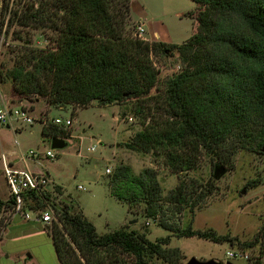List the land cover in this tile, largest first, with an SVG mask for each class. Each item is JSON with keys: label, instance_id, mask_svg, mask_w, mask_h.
Segmentation results:
<instances>
[{"label": "trees", "instance_id": "1", "mask_svg": "<svg viewBox=\"0 0 264 264\" xmlns=\"http://www.w3.org/2000/svg\"><path fill=\"white\" fill-rule=\"evenodd\" d=\"M131 1L43 0L36 9L32 4L33 10L24 11L18 23L45 27L60 15L53 26L59 30V42L51 51H24L16 67L2 72V80L12 81L20 97L37 95L50 106L134 102L135 113H147L151 122L127 147L162 154L180 182L165 195L156 170L135 174L121 165L110 180L112 196L129 206L144 204V214L160 219L159 224L178 238L256 247L261 242L258 236L240 242L231 234L193 228L197 210L217 186L213 180L190 178L189 173L203 152L215 154L223 167L239 150L264 155V0H194L198 7L189 13L195 20L193 34L182 44L127 35ZM57 6L63 16L53 12ZM175 51L182 59V70L167 80L162 93L151 95L159 76L153 56ZM156 104L158 108L152 107ZM159 111L160 120L154 116ZM68 134L54 123L42 129L44 140L68 139ZM259 184L256 181L252 187ZM71 201L58 203L50 192L26 196V209L54 206L60 222L47 229L62 264H151L155 258L182 264L186 258L180 248H168L172 236L151 241L128 228L100 235L83 209L76 212ZM187 210L194 217L185 229L169 224L168 219ZM14 213L15 201L0 197V241ZM261 231L264 239V226Z\"/></svg>", "mask_w": 264, "mask_h": 264}, {"label": "rangeland", "instance_id": "2", "mask_svg": "<svg viewBox=\"0 0 264 264\" xmlns=\"http://www.w3.org/2000/svg\"><path fill=\"white\" fill-rule=\"evenodd\" d=\"M42 1L0 0L2 76V72L6 74L18 65L24 51L56 49L60 35L59 30L53 26L60 19V15H56V20L50 21L45 27H25L18 23L24 11L33 10L32 4L35 9L38 8ZM197 7L193 0H132L126 34L150 42L182 44L192 36L195 20L189 13ZM16 12L19 13L17 18ZM53 12H59L62 16L64 14L59 6L53 9ZM140 22L145 27L142 37L136 35ZM156 32L160 34V39L154 38ZM153 61L159 76L157 85L150 94L157 95L164 91L167 80L182 70V59L175 51L173 54L155 55ZM3 93L9 102L29 108L36 121L33 124L14 122L11 127L0 126V157L17 152L11 158L22 160L23 155H27L31 150L41 153L38 161L26 159L22 162L27 165L20 164L34 171H48L54 180L49 190L56 202L73 200L71 202L74 203L75 211L83 209L100 235L128 228L148 236L151 241L172 236L168 248H180L184 252L186 258L182 264H188L192 258L200 262L213 260L216 261L215 264H254L241 257L229 259L227 252L231 250L247 249L254 260L259 255L264 256L261 231L264 226V155L257 151L239 150L232 158L231 164L224 166L227 173L220 179H215L216 167L223 166L218 163L215 154L203 152L195 170L189 173L190 178L205 183L213 180L217 186L214 195L197 210L193 228L202 231L213 229L220 235L231 234L237 236L240 242L253 241L258 236L261 239L259 245L248 248L238 243L232 245L229 242H214L200 237L178 238L175 233L159 224L160 219L148 218L144 214V204L129 206L110 192V180L116 168L121 165L130 167L135 174H140L145 169L156 170L165 195L178 186L180 177L164 164L162 154L143 153L126 145L151 122V116L147 113L144 116L136 114L134 102L101 105L96 101L87 108L73 104L50 106L45 98L37 95L31 99L20 97L15 93L12 81L8 79L3 81ZM152 107L158 108L159 105ZM154 114L158 120L163 115L161 111ZM130 115L135 118L134 122L128 121L127 117ZM57 118L64 121L70 118L73 120L71 127L64 128L69 133V138L66 139L68 146L63 149H54L52 140H44L42 137L43 127L50 125ZM92 146H96L95 151L90 150ZM48 151L54 152L56 157H48ZM108 168H112L111 174L106 173ZM256 181L260 184L253 188L252 185ZM0 195L11 200L1 160ZM45 209L53 211L54 221L48 224L50 227L54 222H60L54 206L48 204ZM41 210L33 208L29 210V214L34 218L36 214H42ZM193 217L187 210L175 218L168 219V222L182 230ZM3 233L5 237L0 241V264L8 262L6 257L1 255H10L12 259H31L36 248L47 240L45 235L38 237L12 227ZM41 238L44 240L41 241ZM22 251L26 252L18 254ZM151 264L167 263L155 258Z\"/></svg>", "mask_w": 264, "mask_h": 264}, {"label": "built area", "instance_id": "3", "mask_svg": "<svg viewBox=\"0 0 264 264\" xmlns=\"http://www.w3.org/2000/svg\"><path fill=\"white\" fill-rule=\"evenodd\" d=\"M145 33V27L141 22L136 28V35L142 37ZM144 39V38H143ZM129 122H134L135 118L130 115L127 117ZM35 118L31 114V110L25 106H17L12 102H9L3 93V81L1 75V57H0V126H13L14 122H21L22 124H33ZM55 125L61 128H69L73 125L72 118L66 121L61 118L54 119L52 121ZM91 151L96 150V146L90 148ZM41 153L31 150L26 156L22 157V160L31 159L38 161ZM15 154H3L0 160L3 164L4 176L9 187L10 198L15 201V213L26 220H31L29 212L32 209H26V196L32 193L43 195L50 192L49 186L54 180L50 173L47 171H32L30 169L17 166L16 160L11 157ZM47 156L55 158L56 154L52 151L47 152ZM20 160V159H19ZM107 174L112 173V168L106 170ZM81 189H85L80 186ZM30 210V211H29ZM33 212V211H32ZM42 214H36L34 217L38 221H42L46 224H51L54 221L53 211L42 209ZM229 259H235L241 257L249 263L257 264L261 262L264 264V256L259 255L254 260L253 255L250 254L249 250H231L227 252Z\"/></svg>", "mask_w": 264, "mask_h": 264}, {"label": "crops", "instance_id": "4", "mask_svg": "<svg viewBox=\"0 0 264 264\" xmlns=\"http://www.w3.org/2000/svg\"><path fill=\"white\" fill-rule=\"evenodd\" d=\"M154 38L160 39V34L158 32H156L154 35ZM151 40H153V39H151ZM14 154L16 155L17 152H14ZM23 156H26V155H23ZM15 160H16L15 164L17 166L30 169L29 167H25V166L20 164V163H24V162H22V160H19V159H15ZM29 160H31V159H29ZM31 161H33V160H31ZM33 162H35V161H33ZM38 163H40V162H38ZM24 164L27 165V163H24ZM30 170H32V169H30ZM32 171H34V170H32ZM0 197H2L3 199H7V197H4L3 195H0ZM47 225L48 224H46L42 221H38L35 218H32L31 220H26L23 217H21L20 215L15 214L13 216L12 224L10 227L15 228V229H20L22 232L32 233L33 235H36L38 237H40L41 235H45L47 237V240H45L44 243H41L36 248V251L34 252L31 259L24 260V257H19L18 259H12L10 257V255H8V256L1 255V257H6V259L8 261L7 264H62L58 255H57L56 248L54 247V242H53L52 236L49 234V231L47 229ZM42 240H44V239L41 238V241ZM25 252L26 251H22L21 253H18V254H24Z\"/></svg>", "mask_w": 264, "mask_h": 264}, {"label": "water", "instance_id": "5", "mask_svg": "<svg viewBox=\"0 0 264 264\" xmlns=\"http://www.w3.org/2000/svg\"><path fill=\"white\" fill-rule=\"evenodd\" d=\"M68 146V142L66 139L61 138V137H56L52 139V147L54 149H63ZM227 173V169L224 167H216L214 177L215 179H220L223 175ZM216 261H209V262H200L196 258H192L188 264H215ZM231 264V263H229Z\"/></svg>", "mask_w": 264, "mask_h": 264}]
</instances>
